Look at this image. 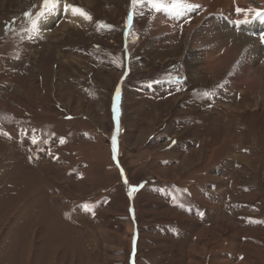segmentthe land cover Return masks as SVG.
<instances>
[{"label":"rangeland","instance_id":"374dc122","mask_svg":"<svg viewBox=\"0 0 264 264\" xmlns=\"http://www.w3.org/2000/svg\"><path fill=\"white\" fill-rule=\"evenodd\" d=\"M92 2L0 0V264H264V14Z\"/></svg>","mask_w":264,"mask_h":264},{"label":"bare ground","instance_id":"6f19581e","mask_svg":"<svg viewBox=\"0 0 264 264\" xmlns=\"http://www.w3.org/2000/svg\"><path fill=\"white\" fill-rule=\"evenodd\" d=\"M85 1H86V3L88 5L93 4L92 0H85ZM210 1L211 2L209 3V5L212 4L213 7L220 8L218 10L231 9V7H230L231 3L234 4V6H235L234 9H237V8L244 9L243 8L244 6L247 7L249 5H250V7L253 6V5L250 4V2H248L250 0H231V1L230 0H213V1L210 0ZM61 3H62V0H60V3H59L58 7L61 6ZM244 10H246V9H244ZM245 13H247V12H243L241 14L239 13L238 16H240L241 19H242L243 16H247V15H244ZM252 13L253 12H251V15H249L247 17V19L250 20L252 17H255V14H252ZM60 17H61V14L57 10H55L54 13L45 15L44 19H42V21L38 25V30H39L38 32H39L40 36H42L44 38H48L49 37V33H51L50 28L53 26L54 23L57 22V20ZM160 18L158 19L159 21L157 20V22H155V21L153 22V26L160 27L159 24L162 21V17H160ZM213 20L214 19H212V21H211V27L214 30V28H217V26H216L217 23L215 22L216 23L215 24L213 22ZM237 20H234V22H235L234 24H236V26H237L238 21H239V20L238 21ZM262 20H264V17L262 18ZM43 21H45V22H43ZM73 24H76V22H74ZM218 26L220 27V25H218ZM241 26H242V29L244 28L243 31H245L247 33V35H248V36H246L247 38L245 36L244 37H240L238 34L234 35L235 33L227 31V30L224 33H220V32L217 33V32L214 31L212 35H215V37L219 41H224V42H225L224 38H220L219 36L228 38V43H229V40L231 38L232 41H233L232 46L234 47V49L238 53H243V54H245L246 57H249V56H252V55L255 54V47H253L252 45L253 44H257L260 41L264 42V27L263 28H259V29L257 28L255 30H253V25L251 23H248L246 25H241ZM233 28H235V27H233ZM57 32H56L55 36L60 35V34H57ZM62 34H64V33H62ZM56 40H57V38H56Z\"/></svg>","mask_w":264,"mask_h":264},{"label":"snow or ice","instance_id":"6c2138e0","mask_svg":"<svg viewBox=\"0 0 264 264\" xmlns=\"http://www.w3.org/2000/svg\"><path fill=\"white\" fill-rule=\"evenodd\" d=\"M142 0H131V3L133 5V7L137 6L139 3H141ZM148 3H151L152 6L157 9V10H168V11H174V10H178L180 8H184V7H193V5H189L185 2V0H171V3L170 4H166L164 2V0H147ZM59 3H60V0H42V7L45 11L47 12H50V11H53L55 10L58 6H59ZM63 10L64 11H68V10H71V12L74 14V15H80V16H83L86 20H91V16L86 13L84 10L78 8V7H74L72 5H69L67 3H65L63 5ZM45 11H41L39 13V16L37 17L36 20H32L31 23H32V31H35L36 30V27H37V20L42 17L43 15H45ZM236 11L238 13H241V12H256L257 15H261V14H264V13H261V12H257L255 9H247V10H242V9H239L237 8ZM31 13H25V16L26 17H31ZM246 22V21H245ZM119 95V93H117V96ZM205 95H208V93H205ZM135 190V189H133Z\"/></svg>","mask_w":264,"mask_h":264},{"label":"trees","instance_id":"16d2710c","mask_svg":"<svg viewBox=\"0 0 264 264\" xmlns=\"http://www.w3.org/2000/svg\"><path fill=\"white\" fill-rule=\"evenodd\" d=\"M37 9H39V8L37 7Z\"/></svg>","mask_w":264,"mask_h":264}]
</instances>
